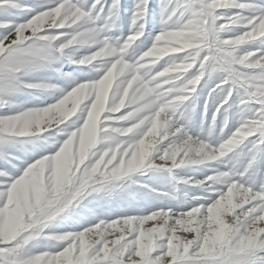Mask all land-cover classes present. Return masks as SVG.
Masks as SVG:
<instances>
[{"label":"snow or ice","instance_id":"obj_1","mask_svg":"<svg viewBox=\"0 0 264 264\" xmlns=\"http://www.w3.org/2000/svg\"><path fill=\"white\" fill-rule=\"evenodd\" d=\"M158 8L0 0V264H264V0Z\"/></svg>","mask_w":264,"mask_h":264},{"label":"rangeland","instance_id":"obj_2","mask_svg":"<svg viewBox=\"0 0 264 264\" xmlns=\"http://www.w3.org/2000/svg\"><path fill=\"white\" fill-rule=\"evenodd\" d=\"M24 2L30 3V4H36L39 2V0H24ZM133 3H134V0H121V13H120L119 26L117 30L113 33V35L115 36L127 35L130 22H131V5ZM158 5H159V0H152V12L150 13V16L148 18V23H147L146 33H145L146 37L148 36L149 33L151 34V36H154L160 30V22H159L160 18H159ZM148 43L150 44L151 41L149 40ZM66 70H70V69H66ZM201 112H202V109L198 108L195 114V117L193 119L192 125H191L193 132L200 131L201 119H202ZM21 147L23 148V147H30V146H21ZM204 171H205L204 169H200L196 171L193 169L186 168V169L178 170V175L200 176L201 173ZM136 179H138L141 183L153 184V186H155L153 173H147L143 176H138L136 177ZM162 187H163V190L165 191H170V192L173 191L172 184L169 181H165ZM129 191L132 193V196L135 198H141L142 196V194L136 193L135 188L130 189ZM173 194L177 196L178 198H183L185 194L191 196V195L198 194V193L195 190L185 187L183 185H177L176 191H174ZM118 201H119V198L117 199V202ZM167 202L175 203V201H167ZM84 203L85 205H87V207H82L78 209L77 211L85 215L88 214L89 208L95 209L97 207L95 203L88 204L87 201H85ZM104 203H107V201H105ZM178 234L187 235L184 233H178Z\"/></svg>","mask_w":264,"mask_h":264}]
</instances>
